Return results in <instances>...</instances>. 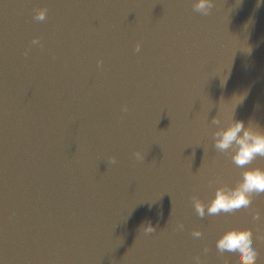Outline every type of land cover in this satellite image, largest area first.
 I'll list each match as a JSON object with an SVG mask.
<instances>
[{
    "label": "water",
    "instance_id": "95a60500",
    "mask_svg": "<svg viewBox=\"0 0 264 264\" xmlns=\"http://www.w3.org/2000/svg\"><path fill=\"white\" fill-rule=\"evenodd\" d=\"M245 91L234 118L264 127L258 0H0V264H235L216 249L230 229L264 264V195L203 218L192 201L264 169L213 146Z\"/></svg>",
    "mask_w": 264,
    "mask_h": 264
},
{
    "label": "clouds",
    "instance_id": "9594fccd",
    "mask_svg": "<svg viewBox=\"0 0 264 264\" xmlns=\"http://www.w3.org/2000/svg\"><path fill=\"white\" fill-rule=\"evenodd\" d=\"M191 3L195 12L205 16L210 15L215 6V0H191ZM259 3H264V0H258V6ZM47 15L48 8L42 7L36 11L34 19L44 21ZM31 44L44 46L40 37H35ZM141 47L142 45L137 43L136 51L139 52ZM29 50H25V56L29 54ZM98 63L102 65L103 61L101 60ZM233 97H241L242 99L236 104L230 123L222 126L220 115L211 120V124L217 126L212 132L213 146L218 152L228 155L237 167L245 168L257 157H264V127H261L254 118H250L247 122L243 119H235L237 106L246 99L247 91ZM122 111H128L127 105L123 107ZM145 156L146 153H142L140 150L134 153V158L140 162L145 160ZM109 163L116 164L117 157L112 156ZM259 195H264V169L257 167L246 168L241 180L236 185H223L216 188L214 198L210 203L206 204L195 195L192 197V201L197 215L203 218L206 215L229 214L242 208H250L254 197ZM260 216L261 213L256 211L253 219L259 220ZM176 227L178 231H182L185 225L183 222H179ZM140 231L151 234L157 229L155 225L148 221L141 224ZM192 236L200 238L203 236V231L199 228L194 229ZM216 249L220 254H228L229 257L236 256L235 264H259L260 257L254 247L251 229H230L226 231L216 241ZM208 251L209 249L205 247L202 253L206 255ZM193 260L194 264H203L200 254L196 255Z\"/></svg>",
    "mask_w": 264,
    "mask_h": 264
}]
</instances>
